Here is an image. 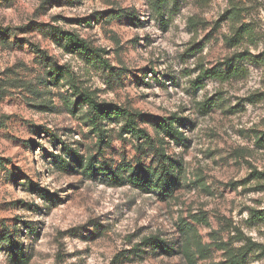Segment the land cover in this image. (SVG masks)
Listing matches in <instances>:
<instances>
[{"label":"rangeland","instance_id":"374dc122","mask_svg":"<svg viewBox=\"0 0 264 264\" xmlns=\"http://www.w3.org/2000/svg\"><path fill=\"white\" fill-rule=\"evenodd\" d=\"M160 1L0 0V264H264V0ZM164 158L170 197L126 181Z\"/></svg>","mask_w":264,"mask_h":264},{"label":"trees","instance_id":"16d2710c","mask_svg":"<svg viewBox=\"0 0 264 264\" xmlns=\"http://www.w3.org/2000/svg\"><path fill=\"white\" fill-rule=\"evenodd\" d=\"M161 3L162 2L158 0L156 8L158 11L160 10ZM64 40L65 42H67L66 46H64V49L68 53H78L80 55H85L87 57H90L91 59H94L95 61H100L103 65L106 64L102 60L99 51L90 47L83 40L78 39L74 35H69L68 37H65ZM232 73V70H228L225 74H222V72H218L216 70H207L206 72H203L202 78L210 76L222 78L224 76H230L232 75ZM80 100L86 104L88 109L87 117L91 122V126L94 128V130H96L101 139H103L104 133L101 129V125L103 124V122L110 120L113 117L122 119L125 117L123 110L111 104L99 103L86 93H82V95L80 96ZM158 128L160 133L163 134L164 137L170 139L173 142L181 143L184 140L182 135L176 131V128L174 127L172 122L162 123L158 126ZM122 129L128 133H131L138 139L146 136L142 130L138 129L133 124L132 120L127 118ZM48 135L50 134L48 133ZM257 146L264 148V135L259 138ZM174 168L175 166H173L169 160L167 161V158H164L161 165L157 167V169L153 170H145L142 167L140 169H133L129 167L126 181L138 191L144 193L154 192L161 198L165 199L172 195L177 183V180L174 179ZM83 171L86 175L90 176H93L98 172H103L108 182L113 185H118L122 181V176H120V174H117L116 172L113 173L112 171L105 169L102 166L96 168L93 163L83 168ZM186 231H189V229H187ZM192 241L193 244L191 245ZM194 242H196V240L188 241L186 243V246L195 247L197 243ZM248 251L250 250L247 249L243 253L233 255L231 257V260L229 262H226V264H243L244 258ZM201 255L203 258V254ZM187 256L190 259V254H188Z\"/></svg>","mask_w":264,"mask_h":264}]
</instances>
